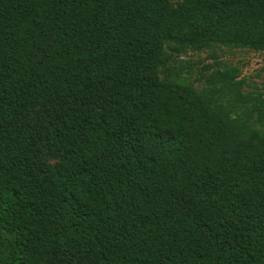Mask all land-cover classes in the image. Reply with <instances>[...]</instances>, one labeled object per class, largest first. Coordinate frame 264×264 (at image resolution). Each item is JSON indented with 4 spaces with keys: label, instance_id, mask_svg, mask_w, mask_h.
I'll list each match as a JSON object with an SVG mask.
<instances>
[{
    "label": "trees",
    "instance_id": "obj_1",
    "mask_svg": "<svg viewBox=\"0 0 264 264\" xmlns=\"http://www.w3.org/2000/svg\"><path fill=\"white\" fill-rule=\"evenodd\" d=\"M211 46L264 0H0V264H264V97L162 70Z\"/></svg>",
    "mask_w": 264,
    "mask_h": 264
},
{
    "label": "rangeland",
    "instance_id": "obj_2",
    "mask_svg": "<svg viewBox=\"0 0 264 264\" xmlns=\"http://www.w3.org/2000/svg\"><path fill=\"white\" fill-rule=\"evenodd\" d=\"M237 71V81H242V92L264 97V52L249 49L211 46L199 52L176 53L166 49L162 70L186 79L197 91L206 87L209 75L227 69ZM162 71V72H163Z\"/></svg>",
    "mask_w": 264,
    "mask_h": 264
}]
</instances>
